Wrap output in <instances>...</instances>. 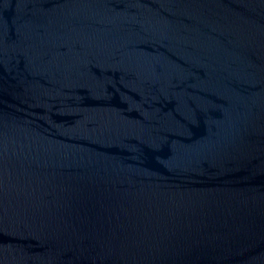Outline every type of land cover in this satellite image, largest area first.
<instances>
[{
	"label": "water",
	"instance_id": "water-1",
	"mask_svg": "<svg viewBox=\"0 0 264 264\" xmlns=\"http://www.w3.org/2000/svg\"><path fill=\"white\" fill-rule=\"evenodd\" d=\"M0 264H264V0H0Z\"/></svg>",
	"mask_w": 264,
	"mask_h": 264
}]
</instances>
